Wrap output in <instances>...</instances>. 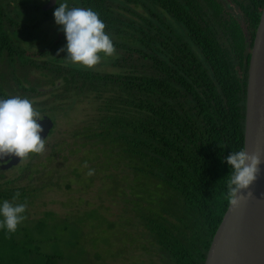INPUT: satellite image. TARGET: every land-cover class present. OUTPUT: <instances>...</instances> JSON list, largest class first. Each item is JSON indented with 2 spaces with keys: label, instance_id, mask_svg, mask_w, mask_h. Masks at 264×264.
Wrapping results in <instances>:
<instances>
[{
  "label": "trees",
  "instance_id": "16d2710c",
  "mask_svg": "<svg viewBox=\"0 0 264 264\" xmlns=\"http://www.w3.org/2000/svg\"><path fill=\"white\" fill-rule=\"evenodd\" d=\"M232 1L240 10L237 17L225 15L219 0H57V6L46 10L36 0H0V60L12 67L19 61L47 68L44 73L53 76L51 93L68 100L64 112L79 96L93 92L98 102L102 99L103 106L96 110L105 108V113L97 121L98 129L88 136H98L108 148L116 147L109 149L131 160L128 166L133 173L159 179L174 193L171 201L176 200L177 210H155L148 195L144 198L150 210L144 215V226L174 264H203L229 204L226 184L231 167L224 158L243 148L246 74L264 0ZM64 2L70 8L99 13L115 49L123 50L116 58L118 71H94L52 51L58 42L49 45L54 36L42 34L40 26L50 10ZM139 6L142 12L135 10ZM40 37L45 39L40 53L53 54L49 62L38 64L26 51ZM14 74L23 92L41 93L43 88L25 85ZM59 87L60 92H53ZM9 96L14 95L0 80V98ZM46 115L55 122L57 114ZM20 162L14 166L17 170L29 169ZM109 166L104 167L109 170ZM0 179V203L11 201L17 191L21 195L16 203L27 201L26 219L17 231L0 229V264H59L62 255L44 252L40 244L47 242L46 233L56 237L48 232L50 228L60 227L76 247L80 233L72 226V217L58 219L46 211L44 217L27 218L28 203L33 201L29 198L37 195L38 188L32 182L28 188L16 187L17 178L4 179L1 171ZM170 214L177 222L168 220ZM95 215L91 209L80 216L81 222H90Z\"/></svg>",
  "mask_w": 264,
  "mask_h": 264
},
{
  "label": "rangeland",
  "instance_id": "374dc122",
  "mask_svg": "<svg viewBox=\"0 0 264 264\" xmlns=\"http://www.w3.org/2000/svg\"><path fill=\"white\" fill-rule=\"evenodd\" d=\"M36 1L44 3L47 0ZM219 1L224 4L225 15L232 13L236 17L239 16L240 10L232 0ZM135 10L142 12L143 8L139 6ZM53 13L54 11L50 10V14L43 19L40 31L47 37L54 36L49 45L58 42L56 50L55 48L52 50L57 54L58 49L65 46L66 37L60 30L62 26L56 24ZM37 14L43 15L41 10H38ZM131 17L135 18L133 15ZM44 40L42 37L32 40L33 45L26 51L38 64L44 60L49 62L48 57L53 54L50 50L51 53H40L44 47L42 46ZM17 41L21 43V39ZM121 53L123 50H116L115 55L110 57L100 53V63L91 69L101 73L118 71L116 58L120 57ZM66 55V51L59 53V56ZM45 70L34 65L20 64L19 61L12 67L5 59L0 60L2 75L0 80L9 95L27 97L33 101L34 108L41 115L51 112L57 114L54 122L56 126L45 138V151L42 154L34 153L26 161H22L29 165V169L17 170L14 166L0 169L4 179L17 178L14 182L16 187L28 188L32 182L38 188L34 191L37 195L29 198L33 201L28 203L27 218L37 219L44 217L46 211H52L58 219L72 217V226L78 228L76 232L80 233V236L76 247L69 244L67 234L58 227L50 228L48 231L56 235L55 238L46 233L48 240L40 244L41 250L62 255L59 264H174L168 253L144 226V215L150 214L148 202L144 198L148 195L150 202H153L149 206L155 210L156 207L159 210L163 208L177 210L176 200L171 201V194L174 193L159 179L143 178L139 171L133 173L128 166L131 160L126 159L121 153L113 154L110 150L116 147L111 146L109 149L98 140V136H88L97 128V121L105 113V108L96 110L98 106H103L100 103L102 99L98 102L93 92L85 93L74 100L68 112L62 111L68 100L51 93L54 88L51 85L53 76L45 74ZM13 74L19 76L25 85L35 84L43 88L41 93L23 92L15 82ZM60 90V87L55 88L53 92L57 93ZM108 93V90H105L104 94L107 97ZM40 107L47 109L43 110ZM90 148L93 151L87 150ZM86 161L87 165L94 163L97 165L91 168L94 169L92 176L87 175L89 168L83 167ZM126 162L127 165L124 166ZM104 163L110 167L109 170L105 169ZM29 173L32 175L30 178ZM129 185L132 186L133 193ZM91 209H95L97 218L90 222H81L80 216L84 217ZM167 218L169 221L177 222L175 215H167Z\"/></svg>",
  "mask_w": 264,
  "mask_h": 264
},
{
  "label": "clouds",
  "instance_id": "9594fccd",
  "mask_svg": "<svg viewBox=\"0 0 264 264\" xmlns=\"http://www.w3.org/2000/svg\"><path fill=\"white\" fill-rule=\"evenodd\" d=\"M53 15L56 24L62 26L60 30L67 41L64 47L58 49L57 55L66 51L67 60L89 69L100 63V53L109 57L115 55L113 41L105 32L106 24L99 13L91 8H70L67 3H61ZM38 119H42L41 114L28 98H0V158L11 159L15 156L20 161H26L30 153L42 154L45 151V139L40 135L43 128L37 122ZM262 156L264 154L248 152L244 147L231 151L224 158L231 167L226 184L229 205L238 206L244 199L243 190L248 189L261 173L260 165L264 162ZM83 167H88L87 162ZM87 175H94V169L89 168ZM20 195L17 191L11 201L0 203V229H5L6 233H15L26 219L27 201L16 203Z\"/></svg>",
  "mask_w": 264,
  "mask_h": 264
},
{
  "label": "water",
  "instance_id": "95a60500",
  "mask_svg": "<svg viewBox=\"0 0 264 264\" xmlns=\"http://www.w3.org/2000/svg\"><path fill=\"white\" fill-rule=\"evenodd\" d=\"M57 0H47L42 9L53 7ZM37 122L45 139L54 127L46 114ZM264 154V4L256 26L246 74L243 121V148ZM264 160V156H262ZM20 162L19 157L0 158V169ZM258 178L243 190L238 206L228 204L219 222L203 264H264V162ZM252 195L249 196L248 193Z\"/></svg>",
  "mask_w": 264,
  "mask_h": 264
},
{
  "label": "bare ground",
  "instance_id": "6f19581e",
  "mask_svg": "<svg viewBox=\"0 0 264 264\" xmlns=\"http://www.w3.org/2000/svg\"><path fill=\"white\" fill-rule=\"evenodd\" d=\"M12 166H15V165H12ZM11 167V166H10Z\"/></svg>",
  "mask_w": 264,
  "mask_h": 264
}]
</instances>
